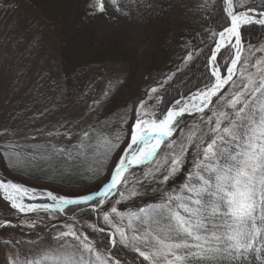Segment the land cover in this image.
Returning <instances> with one entry per match:
<instances>
[{
    "label": "trees",
    "instance_id": "trees-1",
    "mask_svg": "<svg viewBox=\"0 0 264 264\" xmlns=\"http://www.w3.org/2000/svg\"><path fill=\"white\" fill-rule=\"evenodd\" d=\"M244 2L246 7L264 13V0ZM85 4L86 0H0V50L11 47L19 52L13 53L18 58L15 64L22 65L10 92L14 107L7 116L9 125L0 133V163L13 171H30L32 174L21 173L32 180L75 189L102 180L110 171L117 154L126 146V129L132 122L134 107L143 102L142 111L160 115L177 101L213 84L210 52L215 50L219 33L230 24L225 0H121L142 29L144 43L153 48L154 66L142 73L135 51H112L102 44L96 51L86 49L89 28L82 13ZM242 38L240 68L243 61L252 64L256 59L264 67V25L243 27ZM232 54L230 47L219 54L217 64L221 69H225ZM234 80L237 88L230 83L219 95L224 99L215 98L210 108H219L238 90L239 74ZM23 89L24 94L16 98ZM211 114L208 109L203 114L184 115L179 129L195 132L198 138L208 131L207 117ZM204 115L207 117L202 120ZM85 131L93 135V143L88 147L86 142L85 149H80ZM181 134L177 131L172 139ZM102 136H119L120 147L105 156ZM212 138V134L204 136L205 143ZM28 139V143L35 142L34 149L26 145ZM53 146L70 152L71 159L66 153L55 152ZM194 159L190 147L183 168L169 185L178 183L174 186L178 189L185 182ZM144 170L135 167L132 173L143 174ZM151 182L147 180V185ZM144 192L137 197L146 194L144 205L134 208L133 200L120 209L136 212L160 203L165 193L153 196ZM150 196L154 198L151 202ZM115 198L116 194L111 195L99 208L92 206L94 202L73 206L66 214L94 223L95 230L89 225L85 230L112 256L127 264H148L133 247L119 243L118 235L115 245L110 241L113 227L103 217ZM3 205L1 202V209L9 210ZM246 264H264V257L250 255Z\"/></svg>",
    "mask_w": 264,
    "mask_h": 264
},
{
    "label": "snow or ice",
    "instance_id": "snow-or-ice-1",
    "mask_svg": "<svg viewBox=\"0 0 264 264\" xmlns=\"http://www.w3.org/2000/svg\"><path fill=\"white\" fill-rule=\"evenodd\" d=\"M228 4L231 25L219 35L223 41L227 34L239 48L241 24L253 22L254 13L264 14L254 8L237 13L232 9V0H228ZM90 7L93 13L105 10L102 0H93ZM255 22L264 25V18ZM223 47L224 44L218 42L215 50L210 52L213 65H216L217 54ZM238 61L239 51L231 59V66L225 65L226 74H222L219 67H213L215 83L199 94L200 103L194 110L203 114L209 109L212 113L207 117L208 131L202 136L197 138L195 132L190 131L185 141L179 144L172 139L177 131H183L179 129L180 118L193 110L187 105L180 107V101L176 102L175 108H168L160 115L142 111L145 105L141 102L133 108L132 122L126 129V147L114 163L110 179L95 192L64 195L2 179L0 191L12 207L22 213L40 209L62 213L69 205L89 202L99 208L114 193L125 198L120 186L129 183L130 169L140 165L152 164L143 173L145 180L166 184L181 171L191 147L195 157L193 169L178 189L164 193L160 203L140 208L127 216L115 206L104 212V221L113 227V245L117 243L118 235L119 243L133 247L148 264H193V261L196 264L202 261L208 264H224L225 261L246 264L250 255L261 259L264 257V67L258 62L253 66L256 71L252 72L247 60L243 61L239 69L238 90L225 105L233 111L210 108L213 97L224 99L218 94L225 85L231 82L232 87L237 88L234 76ZM151 91L155 93L156 89ZM123 123L129 124V121L123 120ZM209 134L213 138L205 143L204 136ZM101 139L105 156L120 147L119 136H102ZM86 142L88 147L92 146L93 135L88 131L83 133L79 148L85 149ZM162 145L168 149L163 156L160 155ZM55 152L66 153V150L60 148ZM66 154L71 159V153ZM136 184H140V180H136ZM128 195H138L135 185ZM37 196L47 197L51 203H24V198L36 199ZM69 236L78 241V245L65 243L59 251L48 249L31 260L21 261L17 257L11 264H45L48 260L55 264H94L93 254L100 264H119L118 260L102 259L88 237L77 235L71 226L67 232L59 233L58 238Z\"/></svg>",
    "mask_w": 264,
    "mask_h": 264
},
{
    "label": "rangeland",
    "instance_id": "rangeland-1",
    "mask_svg": "<svg viewBox=\"0 0 264 264\" xmlns=\"http://www.w3.org/2000/svg\"><path fill=\"white\" fill-rule=\"evenodd\" d=\"M225 1H226V9L228 14L229 4H228V0ZM102 2L104 4V9H105L103 12L93 13L90 7V5L93 4V0H86V4L82 8L84 21L88 24V28H89L86 39V49H88L89 51H96L97 48L102 44L105 46V48L107 49L109 48V50L112 51H122L127 49L135 51V53L138 56V60H137L138 65L141 68L140 72L142 71V73H145V71L148 68L150 69V67L154 66L152 62V51H153L152 45L149 43L146 44L144 43V41L146 40L142 34V29L139 28V24L134 22L131 13L126 9H124L123 5L121 4V0H115V3H113V0H102ZM245 4L246 3L244 2V0H232V9L234 7L235 12L237 13L245 12L249 9L248 7H246ZM238 5L240 6L239 9H237ZM228 17L230 19V24L228 27H230L231 17L229 16V14ZM261 18H264V15L259 16L254 13L253 22L246 24L243 23V26L240 29L241 44L239 48L234 46V40L232 39L224 43V47L221 48L220 53L224 49L229 47L233 53L232 57L230 58V61L227 64L228 66H231V59L235 58L237 51H239L240 53V61H241L242 51L244 48V41L242 38L243 27L248 25H255V24L262 25L255 22L257 19H261ZM220 41L221 38L219 37L217 43ZM114 44H117V46H113ZM13 51L14 49H12L11 47L3 51L0 50V133L8 128L9 121H7L8 119L7 116L9 115V112H11V109L14 107V106L12 107V103H10L11 101L10 92L13 89V85L15 84V79L17 75L22 69V65L15 64V60L18 59L17 55H13V53H19V52H17L16 50L14 52ZM220 53L217 54V63ZM257 54H259V52ZM257 54L255 56H258ZM240 61H238L236 75L234 76V78H236V76L239 74ZM217 63L216 65H213L211 63L212 70L213 67L220 68V66ZM254 65H257V59L255 60V62H252V64L250 63L248 64L249 71L252 72L256 71V68L253 67ZM221 71L222 74H226V68L221 69ZM214 83H215V79L213 84ZM228 85H225V87L221 90V92L224 91V89ZM206 89H203L201 91H196L191 96L186 97L183 100H179L180 101L179 106L184 107L185 105L191 102V99L193 97L199 96V94L205 91ZM24 92L25 89H23L21 93L16 96V98H19L22 94H24ZM220 93L218 94V96L220 95ZM215 98L217 97H213V101ZM227 100H225V102H223V104L219 108H217V110H226L232 112V109L225 108ZM176 106L177 105L175 104L173 108H175ZM198 106L199 104L196 105V107ZM211 106L212 105H210V107ZM207 110L208 109H205L204 112H206ZM196 114H199V112L195 111L193 108L191 112L185 115H196ZM202 117L204 120L207 117V115H204ZM188 134L189 132L185 130L184 132H182L180 136H178L175 139V141L178 144L181 141H185ZM28 141L29 139L27 140L26 145H28L29 148L34 149L36 147L35 142L31 140L28 143ZM125 147L126 146H124L122 150ZM162 147H164V145H162ZM122 150L117 154L116 158L111 164L110 171L102 180L94 182L93 184H90L85 188H81V189L66 188L57 184L32 180L30 177H27L23 175V173H21V172H27L29 174H32L30 171L22 170L20 168H17L20 171H13L11 169H8L2 163H0V179L5 181L12 180L13 182L23 184L29 188H36L40 191L53 190L58 194H64V195L88 194L98 190L103 183H106L110 179L111 169L114 163L118 160L119 156L121 155ZM162 151L166 152L168 151V149L167 148L164 150L162 149ZM162 151H161V156H163L164 153ZM146 166L148 167L146 168ZM144 167H145L144 170L145 172L146 170L152 167V164L149 163L147 165H140L136 168H144ZM132 170H134V168L130 169L131 175L128 176L129 183L127 185L120 186V191L125 192V198L121 199L118 193H114V195L116 194V198L111 202L110 204L111 206L108 209V211H110L111 207L115 206L120 212L122 213L126 212L123 214L127 216V212L131 213L134 211L133 210L122 211L120 209V206L123 205L124 203L127 204L135 200L134 208H138L144 205L145 202H147L148 198L146 197V194L137 198L140 194L145 193L144 191H147L150 194L154 193L153 196H155L157 195V193L159 194L162 192L171 191L172 189H174V186L178 184V183L173 184L172 182V186L169 185V181L172 180L173 178L172 177L166 184H160L159 182L152 181L151 183H149V185H147V180L143 178V174L132 173L133 172ZM137 174H140V177ZM136 180H140V184H136ZM133 185H135V190L138 192V195L136 196L128 195V193L132 190ZM153 196L149 197L150 202L153 201L154 199L152 198ZM117 201L120 202L117 203ZM1 202L4 204L3 206L8 207L9 210L4 208L7 211L5 212V210L1 209L0 207V264H11V261L16 259L17 257L21 261H24L26 259L31 260L34 258H38L45 250L51 249V250L59 251L60 246L65 243L69 245H78V241H76L73 237L69 236V237L58 238L59 233L67 232L69 230V226H71L72 229L77 232V235H80L82 237L86 235L88 237L89 242L93 245L95 252L99 253L102 259L118 260L119 264H127L121 261L120 260L121 258L114 257L111 255V253L102 249L100 245L97 243V241H95L94 235L91 236L88 234V232L85 230V228H87L86 226L89 225V229L95 230L94 223H91L87 219L79 218L76 216H68L66 214V211L73 206H69L65 208V211L62 213L47 212V214H45L44 212L46 211L43 209H40L36 212L22 213L18 209L12 207V203L5 197L4 193L0 191V204ZM24 203L42 204V203H51V201L46 200L45 197L37 196L36 199H30L27 197L24 198ZM74 206H78V205H74ZM55 213H60L63 218L62 217L59 218L57 216L58 214ZM50 219H54L55 221L59 220V221L55 223ZM112 233H111L110 241H112ZM129 235H131L130 231H129ZM92 260L94 264H100V262L96 260L95 254H93ZM45 264H55V262L53 260H48L45 262Z\"/></svg>",
    "mask_w": 264,
    "mask_h": 264
},
{
    "label": "bare ground",
    "instance_id": "bare-ground-1",
    "mask_svg": "<svg viewBox=\"0 0 264 264\" xmlns=\"http://www.w3.org/2000/svg\"><path fill=\"white\" fill-rule=\"evenodd\" d=\"M231 40V38L227 37V34L225 35V39L223 41H220L222 42L223 44L226 42V41H229ZM200 95L199 96H195L191 99V102L187 104V106L190 108V109H193L196 107V105H198L200 103ZM19 202V201H18Z\"/></svg>",
    "mask_w": 264,
    "mask_h": 264
},
{
    "label": "water",
    "instance_id": "water-1",
    "mask_svg": "<svg viewBox=\"0 0 264 264\" xmlns=\"http://www.w3.org/2000/svg\"><path fill=\"white\" fill-rule=\"evenodd\" d=\"M233 10H234V7H233ZM235 11V10H234ZM243 26V23L241 24V26H240V29H241V27ZM222 90V89H221ZM189 112H186L185 114H188ZM46 199H48L47 197H46ZM89 203H91V202H89ZM89 203H86V204H89ZM86 204H81V205H86ZM69 206H74V205H69ZM69 206H67V207H69ZM66 207V208H67Z\"/></svg>",
    "mask_w": 264,
    "mask_h": 264
}]
</instances>
